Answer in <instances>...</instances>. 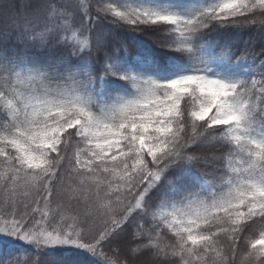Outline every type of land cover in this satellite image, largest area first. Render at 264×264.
<instances>
[{"label": "snow or ice", "instance_id": "1", "mask_svg": "<svg viewBox=\"0 0 264 264\" xmlns=\"http://www.w3.org/2000/svg\"><path fill=\"white\" fill-rule=\"evenodd\" d=\"M257 26L264 0H0V264H264Z\"/></svg>", "mask_w": 264, "mask_h": 264}, {"label": "trees", "instance_id": "2", "mask_svg": "<svg viewBox=\"0 0 264 264\" xmlns=\"http://www.w3.org/2000/svg\"><path fill=\"white\" fill-rule=\"evenodd\" d=\"M117 39H122L123 43L126 45L127 50L130 54H134L135 46L130 37H117ZM237 44L239 47L243 48L245 46L255 50L256 52L260 51L262 45H264V33L259 30V27H248L242 30V34L237 37ZM206 154H212L215 152V149L210 147L202 149ZM218 154V153H217ZM251 235V234H250ZM258 237V233L256 234ZM256 238V237H253ZM130 240L129 235L123 236L119 241V247L122 249H126L128 247ZM116 246V245H114ZM54 255L59 256V253H55ZM50 258V257H49ZM66 260H72L73 257H65ZM143 264H150L151 257L150 255H144L140 257Z\"/></svg>", "mask_w": 264, "mask_h": 264}]
</instances>
